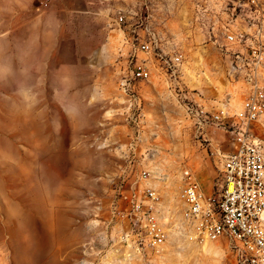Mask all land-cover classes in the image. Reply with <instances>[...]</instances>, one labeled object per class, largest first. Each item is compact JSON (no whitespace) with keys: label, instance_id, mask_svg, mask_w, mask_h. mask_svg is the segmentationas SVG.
<instances>
[{"label":"rangeland","instance_id":"obj_1","mask_svg":"<svg viewBox=\"0 0 264 264\" xmlns=\"http://www.w3.org/2000/svg\"><path fill=\"white\" fill-rule=\"evenodd\" d=\"M62 2L0 0V264H235L214 243L178 232L182 170L217 194L219 165L155 72L157 55L138 53L155 65L130 105L118 80L134 63L131 19L119 27L111 15L104 37L92 39ZM150 5L141 15L157 36L155 52L182 56V80L198 91L195 99L230 93L238 107L240 83L229 80L228 56L194 22L192 2ZM137 32L145 37L146 26ZM229 136L210 128L207 141L215 147ZM130 161L158 194L169 228L164 254L152 262L123 240L129 223L115 209Z\"/></svg>","mask_w":264,"mask_h":264},{"label":"built area","instance_id":"obj_2","mask_svg":"<svg viewBox=\"0 0 264 264\" xmlns=\"http://www.w3.org/2000/svg\"><path fill=\"white\" fill-rule=\"evenodd\" d=\"M49 0H41L45 5ZM194 22L204 30L205 40L228 56V78L240 83V105L233 107L231 94L216 100L212 108L197 101L198 91L182 80L181 55L156 53L157 36L138 15L136 25L146 26V36L134 31L130 37L132 67L119 77L118 87L130 105L138 99L137 84L151 77V65L138 53L157 55L169 90L184 111L199 146L206 143L209 155L218 162L219 190L206 192L191 169L181 174V225L178 232L204 243H214L235 264H264V3L261 0H191ZM121 27L126 17L118 14ZM210 128L229 133V149L208 142ZM141 173L130 179L122 175L117 188L116 211L128 220L122 236L142 257L161 258L169 228L162 221L158 194L143 184ZM159 264V263H152Z\"/></svg>","mask_w":264,"mask_h":264},{"label":"crops","instance_id":"obj_3","mask_svg":"<svg viewBox=\"0 0 264 264\" xmlns=\"http://www.w3.org/2000/svg\"><path fill=\"white\" fill-rule=\"evenodd\" d=\"M62 8L67 16L73 15L76 17H80L84 20L85 26L88 27V34L92 37L99 36L102 39L104 37L107 27V22L109 23V18L112 17L115 13L123 14L126 17V21L128 18L131 19L129 26L132 31V35H134V31H138V26L136 22L138 20V15H141V9L144 7H150V2L152 0H62ZM187 2H191V0H186ZM41 3V0H39ZM51 0L48 1L47 4H41V7H48ZM76 12H81L78 15ZM72 13V14H71ZM115 19V18H114ZM141 30V29H140ZM130 36V37H131ZM130 37L127 40L130 41ZM145 60V59H143ZM147 61L149 65H155L154 63ZM156 69L157 75L167 80V77L161 66H154ZM152 74V69H151ZM168 83V82H167ZM169 86V83H168ZM203 100V98H201ZM215 102L216 99H207V102L203 103L205 106H212V102ZM179 105V104H178ZM180 106V105H179ZM183 110V109H182ZM184 112V111H183ZM198 144V143H197ZM220 147L223 149H229L228 140L227 142H220ZM216 145V146H217ZM199 146V145H198ZM138 168L136 161H130L122 170V174L125 177L130 179H134L138 177Z\"/></svg>","mask_w":264,"mask_h":264},{"label":"bare ground","instance_id":"obj_4","mask_svg":"<svg viewBox=\"0 0 264 264\" xmlns=\"http://www.w3.org/2000/svg\"><path fill=\"white\" fill-rule=\"evenodd\" d=\"M204 243H206V244H207L208 242H204Z\"/></svg>","mask_w":264,"mask_h":264}]
</instances>
